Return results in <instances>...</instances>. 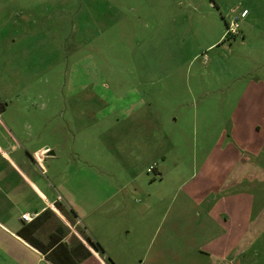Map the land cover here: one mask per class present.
Here are the masks:
<instances>
[{
	"label": "rangeland",
	"instance_id": "obj_1",
	"mask_svg": "<svg viewBox=\"0 0 264 264\" xmlns=\"http://www.w3.org/2000/svg\"><path fill=\"white\" fill-rule=\"evenodd\" d=\"M258 79L264 0H0V96L39 118L40 138L62 145L58 164L73 171L80 162L129 187L117 210L105 205L92 219L109 250L113 231L130 232L123 240L131 246L144 228L151 235L141 246L166 247L169 264L203 261L210 235L196 229V209L178 204L176 189ZM128 105L145 108L117 117ZM139 114L151 120L150 136ZM58 225L52 219L40 237ZM249 261L264 264V236Z\"/></svg>",
	"mask_w": 264,
	"mask_h": 264
},
{
	"label": "crops",
	"instance_id": "obj_2",
	"mask_svg": "<svg viewBox=\"0 0 264 264\" xmlns=\"http://www.w3.org/2000/svg\"><path fill=\"white\" fill-rule=\"evenodd\" d=\"M0 103V257H4L0 264L5 259L14 264H52L18 235L28 224L22 215L38 217L48 209L56 214L58 226L69 230L63 243L70 254L76 257L86 250L90 252L79 264H169L166 247L141 246L140 241L151 235L144 228L136 233V242L131 246L130 243L125 246L123 240L130 232L118 231L112 232L113 249L101 244L92 219L105 205L117 210L120 193H123L121 203L127 201L128 192L124 191L128 185H112L103 171L87 169L80 162L73 171L61 166L58 162L62 145L49 144L40 138L39 118L26 113L28 106H13L2 96ZM144 108L145 105L117 106V117L134 119L127 113ZM17 112H25L26 115H19L25 120L15 116ZM233 113L231 126L223 130L200 164L196 162L198 155L193 154V171L176 189L184 196L178 204L196 209L195 216L200 221L195 228L210 235L208 250H196L205 263L200 258L196 264H251L252 250L264 236V80L248 83ZM138 116L148 124L150 136L151 120L145 115ZM155 171L162 181L164 170L155 168ZM179 174L181 170L177 171ZM132 176L130 183L138 186L141 174ZM56 204L72 215L73 224L63 218ZM255 208L258 211L254 215ZM130 231L133 232V227ZM82 234L99 249L91 247ZM47 238L40 237L43 241ZM179 264H183V259Z\"/></svg>",
	"mask_w": 264,
	"mask_h": 264
},
{
	"label": "trees",
	"instance_id": "obj_3",
	"mask_svg": "<svg viewBox=\"0 0 264 264\" xmlns=\"http://www.w3.org/2000/svg\"><path fill=\"white\" fill-rule=\"evenodd\" d=\"M229 36V35H228ZM1 104V103H0ZM56 208L61 214L67 216L69 213L60 205L56 204ZM52 219H57L56 214L48 209L39 215L34 221L25 225L18 235L25 242L37 249L40 253L46 256L47 260L52 264H79V262L90 255V252L86 250L84 254L78 256H72L67 249V246L63 243V239L68 234L69 230L65 226H57L48 236L46 241L40 239L38 232L46 228ZM86 242L98 250L99 247L92 242L87 236H83ZM81 247H84L80 243Z\"/></svg>",
	"mask_w": 264,
	"mask_h": 264
},
{
	"label": "built area",
	"instance_id": "obj_4",
	"mask_svg": "<svg viewBox=\"0 0 264 264\" xmlns=\"http://www.w3.org/2000/svg\"><path fill=\"white\" fill-rule=\"evenodd\" d=\"M246 14V12L243 13V16ZM237 27V25H235V27L233 28L234 32H236L235 28ZM232 33V32H231ZM230 34V33H229ZM152 170V169H151ZM149 170V171H151ZM37 218L36 215H30L28 213L22 215V220L26 223H31L32 221H34Z\"/></svg>",
	"mask_w": 264,
	"mask_h": 264
},
{
	"label": "water",
	"instance_id": "obj_5",
	"mask_svg": "<svg viewBox=\"0 0 264 264\" xmlns=\"http://www.w3.org/2000/svg\"><path fill=\"white\" fill-rule=\"evenodd\" d=\"M54 153H52V155H53Z\"/></svg>",
	"mask_w": 264,
	"mask_h": 264
}]
</instances>
